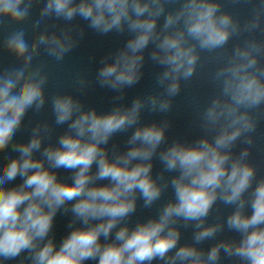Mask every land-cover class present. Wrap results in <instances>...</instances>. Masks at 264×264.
Masks as SVG:
<instances>
[{
    "label": "clouds",
    "instance_id": "obj_1",
    "mask_svg": "<svg viewBox=\"0 0 264 264\" xmlns=\"http://www.w3.org/2000/svg\"><path fill=\"white\" fill-rule=\"evenodd\" d=\"M230 3L247 15L225 0H0V51L15 61L0 68V264H264V174L251 158L264 118V0ZM86 29L125 39L93 78L78 72L75 91L50 94L51 62ZM208 61L199 134L170 138L175 98ZM147 62L159 69L154 90L128 102ZM94 85L113 93L109 109L81 99ZM46 109L52 118L38 119Z\"/></svg>",
    "mask_w": 264,
    "mask_h": 264
}]
</instances>
